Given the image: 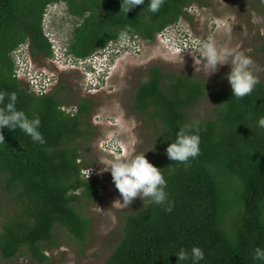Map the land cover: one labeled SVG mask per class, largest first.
Returning a JSON list of instances; mask_svg holds the SVG:
<instances>
[{
    "label": "trees",
    "instance_id": "trees-1",
    "mask_svg": "<svg viewBox=\"0 0 264 264\" xmlns=\"http://www.w3.org/2000/svg\"><path fill=\"white\" fill-rule=\"evenodd\" d=\"M264 4V0H261ZM64 2L75 25L68 54L84 59L117 43L122 29L146 44L201 0H164L156 13L150 0L127 14L122 0H0V93L17 95L16 108L29 118L38 115L45 143H34L23 131L4 128L0 143V188L14 205L0 228V255L8 261L20 255L36 264L49 261L56 224L83 242L89 219L75 207L92 201L100 190L96 178H83V149L94 136L91 99H81L74 114L66 113L70 93L63 82L36 95L14 74L11 53L27 43L33 57L52 59L42 21L49 4ZM264 55V42L259 50ZM147 78V83L145 79ZM209 91L204 81L151 66L137 85L131 111L155 132L153 142L166 150L185 124L199 129L200 154L188 167L153 160L163 170L172 210L154 203L125 216L123 238L103 264H190L178 261L180 249L199 246L200 264H264L253 259L264 248V83L235 98L227 83L219 92L211 119L196 121L192 111ZM3 107V104H0Z\"/></svg>",
    "mask_w": 264,
    "mask_h": 264
},
{
    "label": "rangeland",
    "instance_id": "rangeland-1",
    "mask_svg": "<svg viewBox=\"0 0 264 264\" xmlns=\"http://www.w3.org/2000/svg\"><path fill=\"white\" fill-rule=\"evenodd\" d=\"M194 2L186 10L189 20L181 18L175 25L158 34L155 42L146 44L137 38L127 43H110L100 54L110 53L112 62L105 75L102 88L93 90L92 74L79 65L73 58H65L69 50L74 17L67 5L57 3L48 8L42 22L43 32L51 44L53 59L43 56L33 57L32 66L42 75L52 78V85L63 82L70 93L65 105L72 113L81 99H91L93 103L90 122L94 127V136L83 149L81 162L85 171L83 178H96L100 181L98 195L92 201L80 199L75 207L89 219V228L83 242L72 237L64 228L56 224L53 231V245L46 252L49 261L45 264H103L123 238L125 216L141 210L145 205L137 197L128 208L120 205L122 196L116 189L110 172H101L107 160L119 155L127 159L136 154L145 153L147 160H166V150L157 147L155 132L130 109L134 92L151 66L165 71L176 72L190 78L204 81L209 91L199 105L192 111L193 119L203 121L214 116V106L221 89L228 83L226 73L229 65L219 66V70L209 76L201 70V42L212 38L218 46L234 47L245 50L254 61L253 72L264 83V55L259 51L264 34V24L251 23V13L264 16V4L261 0H201ZM54 11V15L50 10ZM181 34L190 41L181 48ZM27 45V43H25ZM250 49L251 51H246ZM100 56V55H99ZM99 63L100 59H93ZM259 69V70H258ZM29 86L26 79L21 80ZM51 90L53 91L54 87ZM59 86V84H58ZM81 171V172H82ZM14 205L2 194L0 188V228L14 212ZM0 264H36L29 256L20 255L4 260L0 255Z\"/></svg>",
    "mask_w": 264,
    "mask_h": 264
},
{
    "label": "clouds",
    "instance_id": "clouds-1",
    "mask_svg": "<svg viewBox=\"0 0 264 264\" xmlns=\"http://www.w3.org/2000/svg\"><path fill=\"white\" fill-rule=\"evenodd\" d=\"M144 3L145 0H122L121 11L127 14L136 6L144 5ZM163 3L164 0H150L148 11L151 13L158 12ZM51 7L54 6L51 4L47 6L44 16L46 15L47 9ZM251 23L256 25L264 24V16L259 15L255 11L252 12ZM261 34H264V28L261 29ZM117 40L120 43H127L129 40V31L122 29L118 33ZM178 41L179 46H181L184 42L188 43L190 39L185 34H181ZM18 48H22L18 58L24 72L36 76L41 82L46 80L48 77L42 75L39 70H36L32 66L31 59L33 56L31 55L29 45L24 44ZM18 48L14 51L18 50ZM201 48L202 59L200 66L201 70L205 72L207 76L217 72L219 66L229 65L230 71L226 73V79L231 86L233 97L243 98L253 92L260 81L258 76L253 72L254 61L251 56L246 55L245 50H238L234 47L218 46L216 41L212 38L202 41ZM246 51L251 50L248 49ZM100 53L101 51L87 57L96 56L97 59H100L99 63L93 61L85 64V68L92 74L90 85L93 90L103 87L105 84V75H107L112 62L110 53ZM64 57L69 59L72 58L68 54V50L65 51ZM74 60L77 62L78 59ZM144 82H148L147 78ZM4 99V93H0V104H3V107H0V130L4 128L9 130L18 128L28 135L34 143L44 144L45 139L39 131L41 123L39 116L34 115L32 118H29L24 111L18 110L15 106L17 101L15 92L8 94L7 103H4ZM63 109L69 114H74L76 112V107L72 110V113H70L71 109H68L66 106H63ZM258 125L264 127V116L259 118ZM0 143H4L2 131H0ZM199 154V129L194 124H185L179 128L175 134L174 141L169 143L166 148L167 157L170 160L184 164L185 167L189 166L190 158L194 159ZM101 172L111 173L112 181L122 196L123 203L119 200L116 201L119 202L121 206L128 208L132 201L139 197L143 201V205H145V203H154L165 206V211L170 212L172 210L173 205L168 199V193L166 192L167 181L164 172L150 163L145 153L136 154L127 159L117 155L115 158L106 161L101 168ZM175 255L179 262L190 261V264H200V261L205 259L204 250L199 246H193L190 251L182 248ZM253 259L256 261H264V248L257 246L254 249Z\"/></svg>",
    "mask_w": 264,
    "mask_h": 264
},
{
    "label": "built area",
    "instance_id": "built-area-1",
    "mask_svg": "<svg viewBox=\"0 0 264 264\" xmlns=\"http://www.w3.org/2000/svg\"><path fill=\"white\" fill-rule=\"evenodd\" d=\"M186 42L183 43V45L179 46L180 47V51H182V47L186 48ZM22 48H18V50L14 51L12 53V59L14 60V64H15V69H14V74L17 77V79L23 80L26 79V81L28 82V88L30 89V91L36 95H44L47 94L52 87V79L47 78L44 81H40V79H37L36 76L31 75L30 73H26L24 72L23 67L21 66V63L19 62V58L18 55L21 52ZM93 59H97L96 56L94 57H90V58H86V59H78L77 63L79 65H85L89 62H93ZM85 171H82V175L85 176ZM89 178V177H87Z\"/></svg>",
    "mask_w": 264,
    "mask_h": 264
},
{
    "label": "flooded vegetation",
    "instance_id": "flooded-vegetation-1",
    "mask_svg": "<svg viewBox=\"0 0 264 264\" xmlns=\"http://www.w3.org/2000/svg\"><path fill=\"white\" fill-rule=\"evenodd\" d=\"M56 4H57V3H52L51 5H53V6H54V5H56ZM50 12H51V14H52V15H54V11L50 10ZM58 84H59V82L57 83V85H56V86H55V85H53V86H55L54 88H56V87L58 86ZM54 88H53V89H54ZM51 91H52V90H51ZM51 91H50V92H51Z\"/></svg>",
    "mask_w": 264,
    "mask_h": 264
}]
</instances>
